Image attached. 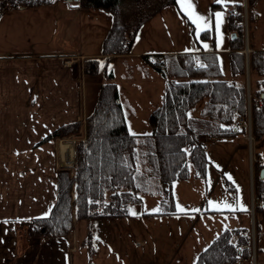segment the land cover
Listing matches in <instances>:
<instances>
[{
	"label": "crops",
	"instance_id": "1",
	"mask_svg": "<svg viewBox=\"0 0 264 264\" xmlns=\"http://www.w3.org/2000/svg\"><path fill=\"white\" fill-rule=\"evenodd\" d=\"M72 1L75 2L51 0L45 4L11 9L0 15V27H2L0 29V264H73L71 251L77 243L76 227L75 232L72 231L68 235H28L32 219L50 214L57 196V172L63 167L67 168L70 174L73 172L76 141L73 142V161L64 164L60 145L56 144L59 143L57 135L43 140L49 132L60 125L84 120L93 111L101 86L112 83L117 88L127 127L135 135L136 142L147 139L149 133L147 118L155 106L146 107V112L142 116H138L136 112L140 110L139 103L145 106V103L151 101V87L153 89V86L158 84V78H164L165 81L166 78L148 64L143 54L153 52L166 55L177 52L209 51L215 52L218 56L214 49L215 44L211 48H190L191 51L173 50L168 46L166 42L167 16L170 14L168 5L175 3L176 0L164 4L155 12H150L151 14L142 18V21H137L133 27L131 24L135 19L133 20L131 9L105 11L101 8H84L77 0ZM45 7L52 8L53 12L43 11ZM26 12H33L27 19L28 23H23L20 30L13 29L14 22L18 23L17 20L27 14ZM29 18L32 20L29 21ZM52 18L56 24L52 34L57 42H54L53 47H44L43 38L46 34L41 27L49 22L47 19ZM27 24L34 25L35 31H41L33 34V31L26 27ZM126 24L129 26L127 25L122 33L119 32L120 35L112 33L110 39L112 42L109 40L108 44L106 38L117 28L116 25ZM236 25L237 23L234 27ZM234 27L231 31H234ZM5 41H8V47L2 45ZM9 41L22 48L9 45ZM138 41L139 43L135 45ZM110 44L111 46L107 48ZM123 45L128 46L127 49L122 48L117 51ZM229 47L228 55L231 45ZM241 50L246 53V50ZM253 50H264V48L252 46L250 52ZM90 59L97 61L91 63V69L89 67L88 70H84ZM245 69L250 80L249 62H245ZM222 72L225 78H233L230 64L229 71L222 70ZM123 88H127L128 93L132 95L131 101L122 99ZM164 89L165 83H162L157 91L156 106L162 101ZM136 100L139 102H135ZM204 103V100H200L191 109L193 111L190 110V114L199 118ZM234 130L236 133L232 136L212 135L215 136V140L207 145V148L211 146V149H208L209 156L213 155L214 150L218 151V139L227 142L236 140L234 141L236 144L226 156L228 163L237 154L234 153L235 151H239V156L240 152L244 155L246 147L244 139L247 131L240 132L237 128ZM200 139L205 138L200 137ZM262 141L264 140L260 142ZM259 149L257 145L255 153L264 154ZM146 151L147 149L140 154L144 155ZM241 157L245 169L243 170L246 180L244 188H237L234 185L225 186L216 193L220 180H212L209 187L205 178L197 180L198 183L204 184L205 190L207 188L210 190V196L209 200L198 202L194 212L198 217L203 214L204 217H209V220L214 219V221L210 220L214 229L203 236L206 240L201 249L191 251L195 257V260H192L193 264L198 253L223 230L235 228L245 229V232L250 233L251 254L245 257L244 264H251L253 251L255 264H264V197L258 198L257 202L253 201L257 196L254 191V171L252 170L251 174L245 168V156L241 155ZM229 177L233 176L229 175ZM242 190L245 206H240L238 209L234 204L237 201L240 203L239 194L242 196ZM148 192L149 189L144 193ZM199 210L202 211L198 212ZM184 211L168 210V214L184 213ZM141 213L145 214L143 215L145 218L151 217L150 214L146 215L151 213L150 211ZM75 218L73 213V221ZM22 235L25 243L21 247L19 238ZM230 240L235 242L236 236L233 235Z\"/></svg>",
	"mask_w": 264,
	"mask_h": 264
},
{
	"label": "trees",
	"instance_id": "2",
	"mask_svg": "<svg viewBox=\"0 0 264 264\" xmlns=\"http://www.w3.org/2000/svg\"><path fill=\"white\" fill-rule=\"evenodd\" d=\"M51 0H0V15L15 8L36 6ZM175 0H78L81 7L102 8L107 11L132 10L133 25L166 3ZM127 6V7H126ZM148 10V12H146ZM145 14H144V13ZM151 12V13H150ZM243 16L242 3H236L234 14ZM125 18V16H124ZM126 25H116L112 33H122ZM239 27L231 38L229 53L233 78L227 79L215 52H177L165 55L164 67H155L166 78L162 101L148 115L149 149L144 155L135 135L127 127L115 84L101 86L93 111L84 118V136L75 143L73 172H57V196L50 214L31 220L30 234L44 236L68 235L76 217L128 213L126 207L140 200V194L150 188L153 176L170 193L174 182L186 180L191 164L204 176L208 155V137L232 136L244 132L236 122L247 117L248 93L245 81L243 32ZM119 33V35H120ZM112 42V40H110ZM114 44H112L113 46ZM110 45H107L109 48ZM128 47V46H126ZM124 45L118 49L121 50ZM90 59L85 69H91ZM250 116L254 140H264V50L250 52ZM263 93V95H262ZM204 100L201 116L190 110ZM81 122L60 125L43 140L55 135L77 131ZM200 137L205 139L201 140ZM210 143V142H209ZM256 157H261L259 152ZM142 159L147 162L143 164ZM143 164V165H142ZM263 166L255 162L254 191L264 197V179L259 177ZM245 229H225L208 247L199 252L194 264H228L238 256H250L251 238ZM235 242H231L232 236ZM256 243L257 237L256 235ZM257 251V247H256Z\"/></svg>",
	"mask_w": 264,
	"mask_h": 264
},
{
	"label": "rangeland",
	"instance_id": "3",
	"mask_svg": "<svg viewBox=\"0 0 264 264\" xmlns=\"http://www.w3.org/2000/svg\"><path fill=\"white\" fill-rule=\"evenodd\" d=\"M70 2L74 3L75 1ZM238 2L244 5L243 16L239 21L235 15L227 14V8L234 7ZM185 3L191 4L193 15H189L188 11L185 10ZM185 3H182L181 0H176L175 3L168 5V12L170 14L167 16L168 38L166 42L173 50L191 51L190 48H211L215 44L214 49L218 53L220 66L224 72H228L230 38L233 37V33L239 27L243 30L244 45L242 49H248L246 53L244 52L246 63L250 60L249 53L252 46L264 48V0H221L219 3L217 0H185ZM245 3H247L246 6ZM42 10L48 13L49 11L50 13L53 12V9L49 7H45ZM217 12L221 13L219 21H217L215 15ZM26 13L21 19L17 20L18 23L15 24L16 21L14 22L13 29L20 30L23 23H28L27 19L33 12ZM196 16L200 18L199 26L194 22V17ZM49 17L51 18V14ZM31 20L29 18V21ZM47 21L49 22H46L41 27L46 34L45 38H43V46L53 47L54 42H57V39H54L52 34L56 28V24L53 18L47 19ZM217 23H219L218 28ZM235 23L237 25L234 27ZM46 26H49V28H46ZM26 27L33 31V34L41 31H35L34 25L27 24ZM233 27L234 31H231ZM137 43L139 41L135 42V45ZM2 45L8 47V41H5ZM9 45L22 48V46L14 45L10 41ZM247 77L249 76L247 75V69H245L246 90L249 92L251 82ZM158 81V84L154 85L153 89L151 87V101L145 103V106L139 103L141 104L140 110L136 112L138 116H142L146 112V107L148 108L151 105L156 106L158 88L162 86V83H165L166 86L164 78L159 77ZM121 96L122 99H127L128 102L132 99V95L128 93L127 88L122 89ZM135 102H139V100ZM79 122L81 123L77 131L56 136L59 142L56 143L58 146L62 142L73 143L83 135L84 120L82 119ZM246 125L244 155L240 152L239 156V151H235L234 153L237 154L228 163L226 156L236 144L234 142L236 140L227 142L226 140L218 139L217 146L219 149L217 152L214 150L212 156H209L211 146L209 145L208 147L204 177L198 176V171L190 164L187 179L174 182L170 193L166 192L163 189V185L153 176L149 185L150 192L141 194L140 202L134 201L127 205L126 209L128 213L125 215L116 217L75 216L76 218L73 221L70 233L72 231L75 232L76 227L77 243L71 251V262L73 264H193L192 260H195V257L191 251L201 249L205 245L204 240H206L203 236L214 229L210 221H214V219L209 220V217H204L203 214L198 217L194 212L196 204L209 200L210 196V190L208 188L205 190L204 184L198 183L197 180L205 178L208 182V187L212 180H220L215 191L216 193L225 186L234 185L237 188H244L246 180L244 179L243 170L245 169L241 155L245 156V168L251 174L252 170L254 171L253 177L256 175L255 162L257 161V157L255 156V149L258 145L259 151L264 152V141L254 140L251 134L250 112L246 117ZM146 141L147 139L144 138V140L137 142V145L143 149H149V142ZM260 155L264 154L261 153ZM142 162L143 164L147 163L145 159H142ZM62 169L67 168L63 167ZM229 175L233 177H229ZM203 193L206 194L203 195ZM241 195L239 194L240 203L237 201L234 204L238 209L245 202L243 190ZM234 201L235 199L232 202L234 203ZM168 210L176 212L185 211L184 213L168 214ZM142 211H150L151 213H146V215L150 214L151 217L145 218L143 216L145 214L141 213ZM201 211L199 210L198 212ZM132 213H135V215ZM138 213L141 215H138ZM207 213L211 214L208 211ZM28 235L44 236L30 234V229L28 230ZM23 237L22 235L19 238V245L21 247L25 243ZM137 242L140 243L137 244Z\"/></svg>",
	"mask_w": 264,
	"mask_h": 264
},
{
	"label": "bare ground",
	"instance_id": "4",
	"mask_svg": "<svg viewBox=\"0 0 264 264\" xmlns=\"http://www.w3.org/2000/svg\"><path fill=\"white\" fill-rule=\"evenodd\" d=\"M60 151L64 164H68L73 161L74 149L72 142H62L60 145Z\"/></svg>",
	"mask_w": 264,
	"mask_h": 264
},
{
	"label": "built area",
	"instance_id": "5",
	"mask_svg": "<svg viewBox=\"0 0 264 264\" xmlns=\"http://www.w3.org/2000/svg\"><path fill=\"white\" fill-rule=\"evenodd\" d=\"M146 58L153 66H157V65H161L162 64V58L157 56V55L149 53V54L146 55ZM239 121H240V123L243 126H246V123L244 122L243 119H239ZM233 264H242V262L239 260V261H237V262H235Z\"/></svg>",
	"mask_w": 264,
	"mask_h": 264
},
{
	"label": "snow or ice",
	"instance_id": "6",
	"mask_svg": "<svg viewBox=\"0 0 264 264\" xmlns=\"http://www.w3.org/2000/svg\"><path fill=\"white\" fill-rule=\"evenodd\" d=\"M182 3H185V0H181ZM217 2H221V0H217ZM185 10L188 11L189 15H193L191 12V4L190 3H185ZM217 17V21H219V18L221 16V13L217 12L216 14ZM199 21L200 18L198 16L194 17V22H196L199 26ZM219 27V23H217V28ZM205 47H207V45H205ZM133 215H135V213H132Z\"/></svg>",
	"mask_w": 264,
	"mask_h": 264
},
{
	"label": "water",
	"instance_id": "7",
	"mask_svg": "<svg viewBox=\"0 0 264 264\" xmlns=\"http://www.w3.org/2000/svg\"><path fill=\"white\" fill-rule=\"evenodd\" d=\"M67 1H71V0H67ZM234 35V34H233ZM262 95H263V93H262ZM259 176L261 177V178H264V168L262 167V168H260V170H259Z\"/></svg>",
	"mask_w": 264,
	"mask_h": 264
}]
</instances>
